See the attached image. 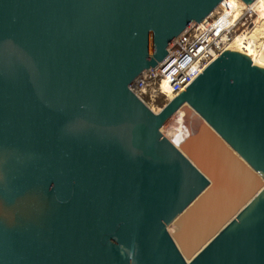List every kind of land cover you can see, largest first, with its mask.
I'll return each instance as SVG.
<instances>
[{
  "label": "water",
  "instance_id": "1",
  "mask_svg": "<svg viewBox=\"0 0 264 264\" xmlns=\"http://www.w3.org/2000/svg\"><path fill=\"white\" fill-rule=\"evenodd\" d=\"M221 1L0 0V264H264V68L131 89Z\"/></svg>",
  "mask_w": 264,
  "mask_h": 264
},
{
  "label": "built area",
  "instance_id": "2",
  "mask_svg": "<svg viewBox=\"0 0 264 264\" xmlns=\"http://www.w3.org/2000/svg\"><path fill=\"white\" fill-rule=\"evenodd\" d=\"M221 10L224 11V8L221 7ZM257 13V9L247 3L242 14L234 21L221 12L188 25L169 44L165 57L155 67L141 74L131 89L142 98L145 94L142 88L146 89L150 83L160 81L164 95L166 92H181L207 64L222 51L229 50L227 43L231 41L234 30L242 31L256 20Z\"/></svg>",
  "mask_w": 264,
  "mask_h": 264
},
{
  "label": "bare ground",
  "instance_id": "3",
  "mask_svg": "<svg viewBox=\"0 0 264 264\" xmlns=\"http://www.w3.org/2000/svg\"><path fill=\"white\" fill-rule=\"evenodd\" d=\"M223 2L224 4H222ZM221 4L222 6L224 5V11L219 8ZM248 4L254 6L257 9V18L256 20L251 21V23L246 26L242 31H237V29L234 30L235 32L231 37V41L227 43V46L229 50L238 52L246 58L250 59V61L257 67L264 68V0H253ZM246 6L247 3L242 0H222L221 3H219L214 8L211 14L223 12L226 16L231 19L230 21H234L238 19V17L242 14ZM225 8L229 9L225 10ZM145 72L146 70H144L141 74ZM163 86H165V83H163ZM144 89L145 88H142L143 91H141L145 92ZM178 93L180 92H166V101L168 102Z\"/></svg>",
  "mask_w": 264,
  "mask_h": 264
},
{
  "label": "rangeland",
  "instance_id": "4",
  "mask_svg": "<svg viewBox=\"0 0 264 264\" xmlns=\"http://www.w3.org/2000/svg\"><path fill=\"white\" fill-rule=\"evenodd\" d=\"M224 4V2L222 3ZM221 4V7H223ZM228 4V3H226ZM263 16V15H262ZM263 19V17H262ZM264 22V21H263ZM152 89V91H151ZM145 94L142 96V100L147 104L153 111H158L164 103H166L167 95H164V90L161 88L160 81H154L153 83H150L146 89ZM152 95V96H151ZM164 95V96H163Z\"/></svg>",
  "mask_w": 264,
  "mask_h": 264
}]
</instances>
